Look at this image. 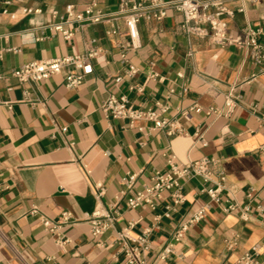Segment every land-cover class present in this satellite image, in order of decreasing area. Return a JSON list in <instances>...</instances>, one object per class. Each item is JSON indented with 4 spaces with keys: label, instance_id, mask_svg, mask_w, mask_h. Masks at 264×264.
Returning a JSON list of instances; mask_svg holds the SVG:
<instances>
[{
    "label": "crops",
    "instance_id": "1",
    "mask_svg": "<svg viewBox=\"0 0 264 264\" xmlns=\"http://www.w3.org/2000/svg\"><path fill=\"white\" fill-rule=\"evenodd\" d=\"M90 1L15 0L6 13L0 4V264H119L116 232L133 221L130 234L141 233L170 203L164 193L152 212L129 209L125 199L149 183L155 171H166L170 155L179 163L203 156L219 159L225 175L220 197L239 208L248 206L249 217L243 221L236 212L225 213L221 204L210 203L205 217L174 244L173 253L157 259L179 222L208 202L200 179L183 181L185 200L149 233L148 264H231L253 247L258 264H264V216L255 208L264 206V76L247 82L256 69L243 49L185 34L182 15L169 7L160 21L137 23L136 47L126 51L137 71L114 85L112 79L123 75L127 65L119 57L120 44H129L121 20L81 27L72 23L76 29L70 39L48 28L52 10L63 15L66 4L80 10ZM96 1L105 13L117 3ZM227 6L235 10L238 2ZM22 9L39 12L23 14ZM227 23L231 35L247 26L258 30L257 39L264 44V0L245 3L243 13L235 11ZM112 27L114 35L108 33ZM91 46L101 54L90 61L92 71L76 88L65 87V70L40 82L20 83L11 76L24 63L82 54ZM151 72L162 79L148 78ZM130 84L143 85L142 92L129 91ZM110 93L125 95L135 108L166 104L164 116L186 135L140 132L126 120L106 117L100 105ZM228 94L235 106L225 115ZM209 108L219 114L207 115ZM185 111L188 117L182 115ZM127 173L136 174L130 190L121 181ZM98 183L103 193L97 197ZM120 190L124 193L116 199ZM112 206L118 213L112 227L93 238L87 217L96 208ZM63 211L70 213L71 223L62 228L64 242L57 245L40 217L56 221ZM232 236L236 245L228 250L224 240Z\"/></svg>",
    "mask_w": 264,
    "mask_h": 264
},
{
    "label": "built area",
    "instance_id": "2",
    "mask_svg": "<svg viewBox=\"0 0 264 264\" xmlns=\"http://www.w3.org/2000/svg\"><path fill=\"white\" fill-rule=\"evenodd\" d=\"M14 1L0 0V4L4 7L2 13H6V8ZM229 1L238 2L235 10L227 6ZM255 1L257 0H175L170 2L164 0H117L115 10L105 13L98 7L96 0H91L80 10L76 9L73 4H66L63 15L55 9L52 10L51 17L53 21L48 25V28L60 33L64 39H70L76 29L70 26L72 23H77L78 27H81L85 23L97 24L121 20L125 26L129 44L125 43L119 46L120 60L126 62L127 65L123 75H117L112 79L113 84L117 85L124 77H132L137 71V68L128 63L126 58L127 49L136 47L135 42L138 39L137 23L139 21H160L166 15V10L171 7L182 15L183 21L180 29L185 34L196 38L207 37L214 45L219 47L233 46L243 49L248 61L256 69L247 80V82H250L259 75L264 76V44L257 39L259 31L249 26L245 27L240 34L231 35L227 30V21L233 17L235 11L243 13L245 3ZM21 12L29 14L39 12V10L22 9ZM10 16L13 17V15ZM108 33L116 34V27H112ZM91 42H94V40L92 39ZM100 54L101 49L99 47L91 46L82 54L33 60L12 70L11 76L20 83L40 82L65 70V87L76 88L83 82L85 76L92 71L90 61ZM148 78L162 79L156 72H151ZM0 79H2L1 74ZM127 88L129 91L141 93L143 85L130 84ZM169 92H172V90ZM234 106V99L228 94L224 100V114L230 113ZM167 108L166 104L160 102H155L153 108H135L129 103L125 95L116 96L113 93L108 94L100 105V109L106 117L126 120L128 127L136 128L140 132L165 130L167 135L185 136L186 133L176 124L175 120L164 116ZM206 114H219V111L215 108H209ZM182 115L188 117L189 113L185 111ZM140 122L148 123L149 126L139 125ZM59 130L64 132L65 127H61ZM195 135L201 145L205 146L206 142L202 136L199 133H195ZM166 165V171H155L151 175L149 183L132 192L125 199V205L129 209L146 207L152 212L156 211L164 200V193H168L170 203L166 202L162 205L163 210L154 214L151 227L143 229L141 233L137 235L130 234V228L134 225L133 221L128 222L125 227L116 232V241L119 243L122 252V259L119 264H148L147 253L151 248L149 233L153 228L158 227L157 224L161 218H169L170 213L174 211V207L185 200L182 193L183 181L200 179L204 185L201 191L208 197V202L179 222L170 240L157 254V259L166 260L173 253L174 244L183 239L191 226L205 217L210 203L221 204L225 213L236 212L243 221H246L249 217L248 206L239 208L235 202L223 200L220 197L225 175L220 167L219 159L203 156L186 163H179L174 155H170L166 159ZM135 176L134 173H127L121 178L126 190L132 189ZM94 192L97 197L103 193L101 184L96 185ZM123 193V190H120L116 195V199L120 198ZM250 195L251 192L246 194L247 197H250ZM255 208L258 213L264 216V206L256 205ZM35 212V209L31 210V213ZM117 214L116 206L94 209L86 219L90 228V235L96 238L111 228ZM40 222L44 231L53 237L57 245L63 244L64 239H62L61 231L63 227L71 223L69 212H61L56 221L40 217ZM224 243L228 250L233 249L236 245V236L225 239ZM257 253V247H253L251 251L240 254L231 264H258L256 260Z\"/></svg>",
    "mask_w": 264,
    "mask_h": 264
}]
</instances>
